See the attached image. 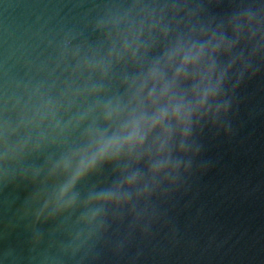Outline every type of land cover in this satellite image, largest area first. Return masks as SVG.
I'll use <instances>...</instances> for the list:
<instances>
[{
  "label": "water",
  "instance_id": "95a60500",
  "mask_svg": "<svg viewBox=\"0 0 264 264\" xmlns=\"http://www.w3.org/2000/svg\"><path fill=\"white\" fill-rule=\"evenodd\" d=\"M169 98L186 118L58 198L98 134ZM0 264H264V0H0Z\"/></svg>",
  "mask_w": 264,
  "mask_h": 264
},
{
  "label": "clouds",
  "instance_id": "9594fccd",
  "mask_svg": "<svg viewBox=\"0 0 264 264\" xmlns=\"http://www.w3.org/2000/svg\"><path fill=\"white\" fill-rule=\"evenodd\" d=\"M212 43V42H210ZM220 48V44H215L214 51ZM206 51L205 47H201L200 49H189L187 52H181L179 49L173 56H179L181 63L179 67L176 69V74L173 77V82L180 78H186V74L189 72L191 68H194L200 61L201 58ZM126 52V49H125ZM209 74L212 71L211 66L209 67ZM150 78L158 81L162 78V73L158 68H153L150 73ZM143 91V86H141L140 92L136 94V98L140 97ZM155 88L153 89V92ZM214 91L212 89H205L204 96L202 97V102L208 99L210 93ZM170 96V86L165 85L161 89V93L159 97L153 96L151 93L148 96V102L156 107L161 100L165 97ZM119 111V106L116 108H112L109 106L106 109L105 115L106 118L111 119L114 112ZM171 115L172 117L180 120L182 118H186L184 116V110L182 107V102H177L173 98H169L167 100V104L163 107L156 108V111L149 117L146 113L141 112V114L137 116H132L128 123H126L124 127V131L116 132L110 137L107 136L106 133L98 134L97 138V148L96 151L90 155L81 159L79 167L75 170L74 175L72 176L70 182L66 184L62 190L59 192V199L63 200L64 197L70 192L72 187L75 185L78 179L82 176L86 175L88 172L92 171L99 162H102L107 159H115L120 154L121 151L127 149L128 153L131 154L134 150H138L144 142L145 139V131L154 129L159 125L167 126V118ZM127 129H131V131H127ZM93 135H97L95 131L92 133ZM161 150H163V144L161 145ZM161 165L158 163L154 166V171H159ZM136 181V177L132 176L127 178L128 185L134 184ZM119 189L116 191H109L106 193H100L96 197L97 205H105L111 203L114 199L120 196Z\"/></svg>",
  "mask_w": 264,
  "mask_h": 264
}]
</instances>
